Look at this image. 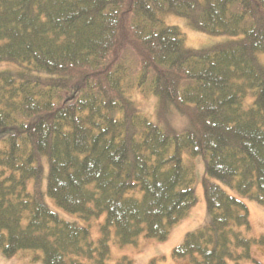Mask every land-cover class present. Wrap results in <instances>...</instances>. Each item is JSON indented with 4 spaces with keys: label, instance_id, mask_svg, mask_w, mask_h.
Wrapping results in <instances>:
<instances>
[{
    "label": "trees",
    "instance_id": "trees-1",
    "mask_svg": "<svg viewBox=\"0 0 264 264\" xmlns=\"http://www.w3.org/2000/svg\"><path fill=\"white\" fill-rule=\"evenodd\" d=\"M169 13L231 38L190 48ZM260 54L264 0H0V130L11 127L0 146L1 253L107 264L112 235L120 246L167 239L196 202L187 152L205 159L207 219L171 258L261 264L251 247L264 234L247 235L242 200L264 205ZM131 90L154 97L158 119L175 108L189 126L162 129Z\"/></svg>",
    "mask_w": 264,
    "mask_h": 264
},
{
    "label": "rangeland",
    "instance_id": "rangeland-1",
    "mask_svg": "<svg viewBox=\"0 0 264 264\" xmlns=\"http://www.w3.org/2000/svg\"><path fill=\"white\" fill-rule=\"evenodd\" d=\"M165 22L170 25H176L181 29L185 37V44L190 48L207 47L231 38V36L226 34L216 35L197 31L189 26L186 18L172 13L165 16ZM260 59L264 62V54H260ZM5 66L6 64H0V68H4ZM131 92V97L136 102L140 112L149 120L158 124L162 129L171 133H183L189 126L188 115L179 113L175 108H170V112L165 118L158 119L155 111L154 97L147 92L140 93L134 90H131ZM10 131L11 127L0 130V146L4 143V138ZM183 162L185 166L192 168L193 189L196 198L195 204L184 218L174 224L169 236L165 240L157 241L152 238L140 236L135 243L120 246L116 243L115 236L112 235L110 239V256L107 264H124L125 259L130 260V264H188L186 260H173L170 254L171 250L182 242L186 232L198 228L207 219L206 203L201 184L202 177L205 175V159L201 156H191L187 152H184ZM222 187L228 193L238 196L233 189L225 185ZM242 200L246 204L249 212L250 229L247 235L257 239L264 234V205L245 198H242ZM46 202L62 218L67 220H80L76 215L58 208L51 198L46 197ZM103 221L104 216L99 219L100 223ZM95 224L93 225V230L96 233L97 228ZM251 255L254 260L264 264V245L254 243L251 247ZM41 257L42 254L40 251H33L31 249L20 250L11 257L4 256L0 251V264H43ZM242 264L253 263L246 261Z\"/></svg>",
    "mask_w": 264,
    "mask_h": 264
}]
</instances>
